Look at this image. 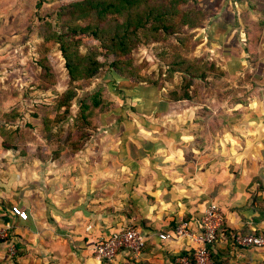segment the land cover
<instances>
[{
  "label": "rangeland",
  "instance_id": "obj_1",
  "mask_svg": "<svg viewBox=\"0 0 264 264\" xmlns=\"http://www.w3.org/2000/svg\"><path fill=\"white\" fill-rule=\"evenodd\" d=\"M78 1L44 0L37 7V0H0V129L14 132L6 142L0 136V179L27 165L49 162L65 173V165L74 162L105 160L108 155L102 151L114 146L129 149L121 155L124 162H159L164 156L155 149H165L168 140L179 142L185 131L193 136L190 148L209 153L221 135L236 132L250 102L264 101V0H183L167 23L178 34L160 31L155 38L139 40L121 59L119 72L109 68L111 59L103 56L99 42L76 36L79 55L90 53L102 67L95 79L73 83L77 89L66 112L56 111V96L68 88L69 80L58 45L42 35L67 34L70 18L65 9ZM180 11L189 14L195 29L179 26ZM41 58L52 77L42 72L40 78L35 62ZM20 70L22 75L31 73L23 76L27 82ZM185 92L188 99H182ZM7 145L22 147L29 155L39 148L47 160L20 159ZM137 166L132 171L138 172ZM150 171L156 172L148 170L147 176ZM101 190H96L100 197L105 193ZM126 200L124 208L130 212L124 211L125 218L114 226H138L140 220L132 216V203ZM5 253V263L17 258V250L14 256L8 249Z\"/></svg>",
  "mask_w": 264,
  "mask_h": 264
},
{
  "label": "crops",
  "instance_id": "obj_2",
  "mask_svg": "<svg viewBox=\"0 0 264 264\" xmlns=\"http://www.w3.org/2000/svg\"><path fill=\"white\" fill-rule=\"evenodd\" d=\"M248 107L236 132L221 135L209 153L190 148L193 136L185 131L179 142L168 140L165 149H155L164 156L159 162H124L121 155L129 149L114 146L102 151L108 155L105 160L74 162L65 165V173L49 162L27 165L0 179V227H11L10 236L0 243V264H176L187 244L160 241L158 234L180 220L195 227L210 202L222 211L224 233H252L264 222V101ZM134 166L138 172L132 171ZM148 170L156 172L147 176ZM98 188L105 192L101 197ZM125 198L132 203V216L140 220L145 248L140 257L121 251L114 261L102 262L93 255L92 243L123 224L114 226L125 218L124 211L130 212L124 208ZM13 205L27 213L26 221L10 213ZM10 243L17 258L5 263ZM211 258L213 264H264V249L222 240L212 247Z\"/></svg>",
  "mask_w": 264,
  "mask_h": 264
},
{
  "label": "trees",
  "instance_id": "obj_3",
  "mask_svg": "<svg viewBox=\"0 0 264 264\" xmlns=\"http://www.w3.org/2000/svg\"><path fill=\"white\" fill-rule=\"evenodd\" d=\"M43 1L37 0V7H40ZM182 1L173 0V4L168 5L166 2L153 0H82L71 3L66 7L64 15L70 18V25L66 23L69 32L61 35L54 34L53 36L42 35L45 41H52L58 45V51L64 59V68L67 71L69 80L68 88L56 96L55 110L64 109V114L75 97L77 88L73 87V83L80 80L95 79L99 69L102 67V64L95 57H92L90 53L79 55L76 36L87 35L99 42V48L103 50V56L111 59L109 68L114 73L116 71L119 72L121 70L119 67L122 62L121 59L123 60L136 48L139 40L146 37L155 38L160 31L167 35L178 34L174 31L173 24L169 23L167 25V23L169 18L173 19L178 13L176 7ZM180 15L179 26L186 27L190 31L197 27L194 22L188 20V13L180 11ZM86 19L89 22L84 27L73 25L75 22ZM42 58L35 62L40 78H43L42 72L47 78L52 77L50 68L43 65L45 60ZM19 72L22 81L27 82L29 80L28 77L31 76L29 70L26 75L25 73L22 75L23 71L21 73V70ZM190 75L193 76L192 74ZM189 86L190 82L187 83L186 90ZM188 97L187 92L182 95V99H188ZM94 106H97V102H94ZM15 117L17 116H13V118ZM44 119L46 122L47 118ZM12 133L14 132H4L0 129V136L5 142L9 136L11 137ZM46 138L48 139L49 137ZM57 138L61 137L57 136ZM7 147L9 150L19 153L20 159H28L30 156L33 160L38 158L39 160H44V162L47 160L46 158V160L44 159V156H41L42 153H40L39 148H36L35 153L37 154L29 155L27 151H23L24 148L22 147H9L8 145Z\"/></svg>",
  "mask_w": 264,
  "mask_h": 264
},
{
  "label": "built area",
  "instance_id": "obj_4",
  "mask_svg": "<svg viewBox=\"0 0 264 264\" xmlns=\"http://www.w3.org/2000/svg\"><path fill=\"white\" fill-rule=\"evenodd\" d=\"M10 213L21 221L28 219L27 213L17 205H13ZM223 214L215 202L207 204L201 212L197 225L194 227L189 220H180L168 232L158 234L160 241H184V253L176 257V264H213L212 247L222 240H228L233 246L241 248L264 249V222L252 233L230 231L224 233ZM11 227H0V243L10 236ZM146 236L132 222L124 223L106 236L96 239L91 246L94 256L110 263L121 251L134 257H140L145 248ZM14 243L8 245L11 256L16 254Z\"/></svg>",
  "mask_w": 264,
  "mask_h": 264
}]
</instances>
